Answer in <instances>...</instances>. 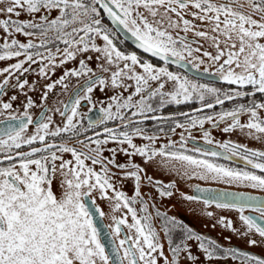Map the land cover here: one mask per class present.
<instances>
[{
  "label": "snow or ice",
  "instance_id": "1",
  "mask_svg": "<svg viewBox=\"0 0 264 264\" xmlns=\"http://www.w3.org/2000/svg\"><path fill=\"white\" fill-rule=\"evenodd\" d=\"M236 2L238 0H226L224 3H215L213 0H0V3L7 4L3 11L9 15L14 14L18 17L21 11L17 9L28 14L44 13L38 17V22L17 23L13 20H0V28H3L6 34L14 32L41 38L39 44L31 41L18 43L15 39L9 42L5 39L0 45L2 53L0 61L20 56H24L25 59L12 64L10 68H4L3 72L27 71L23 69V64L36 63L35 57H39L41 61L46 59L49 64H53L56 58L51 51L44 56L39 50L45 48L48 43L59 42L65 45L61 64L75 59L78 53L92 51L103 57L104 64L100 66L102 72H109L111 67L115 66L116 70H112L109 77L112 88L128 91L130 85H125L123 80L135 82L133 92L127 97L113 96L112 103L107 108L100 109L102 113L100 119L89 120V127L96 123L119 120L127 128L137 122L124 115L123 110H130L131 117L147 119L149 118L147 114L157 111L151 104L156 97H159V103L163 106L188 103L194 99L205 102L206 96H211L214 97V103L203 104L204 107L211 109L215 105H223L225 101L243 98L255 92L264 93V0H247L249 13L234 8L232 5ZM100 9L111 19L113 25L131 34L138 48L158 57L165 65L170 60L178 64L188 60V63L199 68L205 63L206 58L211 66L215 67V72L210 75L216 76L226 85L236 87L221 91L176 75L167 67H154L150 63H142L136 55L123 54L114 46L108 29L102 26ZM186 16H191L192 19ZM254 16H258L259 19ZM194 21H199L206 28L202 30ZM189 33L196 39L189 40ZM97 37L103 41V47L97 46L94 42ZM200 41L207 42L214 49V53L201 51L203 44H200ZM198 44L199 46L194 47ZM33 49L35 51H30ZM56 51L61 50L57 48ZM194 53H200V56H195ZM121 61L124 62L122 67L119 64ZM79 64V70L66 71L64 77L57 83H63V79L69 76L79 77L92 72L84 60H80ZM105 64L109 67H105ZM137 65L142 71H136ZM39 71L42 77L45 76V67L42 66ZM205 71H208L207 67ZM7 83L5 79L0 84V89ZM25 83L18 82V86L23 89ZM106 83L101 77L87 81L84 96L75 99L70 106L65 104L63 111L60 112V115L65 117L62 127L50 129L52 117L42 115L35 122V132L26 136L28 125L34 123L27 111L33 106V101L29 99L19 123L15 127L0 130V264H110L112 255L116 256L114 264H157L153 253H157L160 246L155 231L147 220L141 223V219L137 218L136 212L129 206L128 198L123 192L115 191L110 182L108 165L121 171L126 165L116 163L114 159L116 149L110 150L113 158H108L105 162L102 148L109 141L118 145L126 144L133 151L127 152L125 149L120 151L129 156L138 154L146 157V163L156 156L165 157L182 162L187 168L199 169L200 171L194 174L200 179L211 176L225 182L247 183L253 189L264 191V175L236 171L208 159H197L191 155L167 151L166 148H171V144L162 146L158 151L150 150L147 146L137 147L132 142V135H140L143 132L139 126L133 129L132 135L126 131L117 132L115 129L105 127V139L86 138L88 142L80 141L86 151L48 143L47 137H59L62 133H72L73 136L81 134L78 119L81 99L91 102L88 94L93 91V86L98 84L103 87ZM169 84L170 89L167 87ZM52 87L51 84L47 85V90L51 91ZM248 88L251 91H246ZM135 97L139 99H134ZM46 98V95L42 97ZM9 108L8 103L2 105L3 110ZM257 109H264V104H253L247 108L241 105L232 111L218 114V117L211 115L200 119L192 117L187 127L199 126L203 129L206 120L208 122L216 120L214 126H218L220 122L231 117V124L223 128V132L228 133L237 127H246L264 134V121L259 120ZM243 112L251 115L246 125H240L238 120V116ZM150 118L160 119L157 116ZM9 119L16 120L17 117L9 116ZM126 120L128 123H124ZM176 127L185 125L177 123ZM99 135L100 133H97V136ZM143 138L152 141L156 139L154 136ZM203 139L206 144H213L208 131H203ZM183 140L182 135L181 142ZM37 143L41 147H33ZM25 146L28 147L27 151L22 150ZM216 147L222 151H204L198 147H194L193 151L204 157H220L224 152H228L231 156L244 160L252 169L264 173V152L250 151L247 148L241 150L240 145L227 142ZM57 153H70L72 159L64 160L62 155ZM223 158L230 157L224 155ZM86 161H90L91 165H99L101 171L97 172L88 166ZM131 166L136 168V171L127 172L124 178L135 179L136 196H139L141 180L139 173L143 169L136 165ZM108 190L114 192L116 203L113 211L118 210L121 205L127 209L132 217V224L127 226L130 231L135 230L134 236L120 238V226L126 225V218L114 217L115 226L111 228V233L115 243L112 253L106 251L101 232L94 224L93 212L87 206V198L94 191H98L104 198ZM157 190L161 197L172 195L171 191ZM220 195L225 201L219 202L217 206L234 208L247 230L254 231L264 239V199L230 193ZM229 196L231 200L227 199ZM184 199L195 200L198 197L186 196ZM92 203L95 204V201ZM205 203H208L207 199ZM246 208L257 212L258 217L244 215ZM95 212L104 215L98 207ZM168 223L176 226L178 221L171 219ZM218 223L227 229H233L232 221L220 219ZM185 234L188 240L195 239L200 242L198 248L205 253V259H212L214 250L220 247L211 239L193 234L191 229H185ZM255 243V240H249L250 245ZM184 250L186 249L177 246L173 249V256ZM225 251L232 252L231 249ZM160 255H163L162 251ZM233 255L243 256V264H264V258L239 252ZM189 259L193 257L189 255ZM165 264H168L167 260ZM171 264H176L175 258Z\"/></svg>",
  "mask_w": 264,
  "mask_h": 264
},
{
  "label": "flooded vegetation",
  "instance_id": "2",
  "mask_svg": "<svg viewBox=\"0 0 264 264\" xmlns=\"http://www.w3.org/2000/svg\"><path fill=\"white\" fill-rule=\"evenodd\" d=\"M213 2L224 3L226 2V0H213ZM242 3L244 4L243 7L246 8L244 9V13H249L250 9L247 7V0H238V2L234 3L232 6L236 9L241 8L238 10L243 12L242 7H240L241 5H243ZM6 6L7 4L4 3V8H6ZM99 11L102 15V26L108 29L110 38L113 40L114 46L123 54L136 55L138 60L142 63H150L154 67H167L169 71L173 72L176 75L186 77L193 82L195 81L197 83L206 84L210 87L218 88L221 91L228 90L230 87H236L234 85H226L220 80L207 81L199 79L193 77L181 67L169 63L165 65L163 61L148 55V53L140 50L139 48L128 42L121 34L118 33L108 16L103 13V10L100 9ZM43 14L44 13L42 12L31 15L21 12V14L17 17L14 14L9 15L5 13V16H3L0 13V20H13L17 23L27 21L38 22V17ZM190 17L191 16H186V18L188 19H190ZM194 23L199 25L201 29L205 26L200 24L199 21H194ZM173 35H176V33H173ZM180 35H183V33H180ZM5 39H7L9 42L12 39H15L18 41V43H27L31 41L34 44H39L41 38L39 36H25L21 33L14 32L9 35L4 32L3 28H0V45L3 44ZM188 39L193 40L196 38L193 35H188ZM94 42L97 44V46L103 47V41L98 37ZM64 47L65 45H63L62 43L52 42L48 43L45 48L39 50L44 54V56H47L48 52L51 51L52 55L56 58L53 64H49L46 59L41 61L39 57H35V59L37 60L36 63L28 62L23 64V69H27V71L20 70L11 72L9 78H7V85L0 89V122L9 119V116H15L17 118L23 117L27 101L31 99L33 101V106L28 108L27 111L28 114L32 117L34 123L28 125L25 132L26 136L31 135L35 132V121L42 115L52 117L50 129L54 130L57 126L62 127L63 123L65 122V117L61 116L60 112L63 111L64 105L67 102L70 94L83 82H86L90 79H95L96 77H101L105 79L107 83L103 87L98 84L93 86V91L88 94L90 96L91 102H89V100L81 99V103L78 108L79 131L81 134L73 136L72 133H62L59 137H47L46 139L48 143L67 145L69 147H75L78 151H86L80 141L88 142L86 138L105 139V127L115 129L117 130V132L126 131L130 135H132L133 129L139 126L143 129V132L140 135H132V142L137 147L147 146L150 150L158 151L162 146L171 144L172 147L166 148L167 151H175L185 155H191L197 159H208L210 162L226 168H231L236 171H249L257 175H264V173H261L258 169H252L251 166L246 164L244 160L240 159L237 156H231V154L228 152H224L223 154L228 155L234 160L230 161L228 159H224L222 156L204 157L193 151L194 147H198L204 151H208L204 148L205 145L215 147L222 151L219 147H216V145L227 142L230 144L240 145L241 150L247 148L250 151L264 152V134L256 133L254 130H249L246 127H237L228 133L222 131L217 134L213 132L214 129L223 124L230 125L232 122L231 117H228L224 121L220 122V124L216 128H212V126L216 124V120L208 125H206L205 123L203 129H201L199 126L193 128L187 127L192 117H196L197 119L205 118L210 115L218 117V114L226 111H232L233 109H236L241 105L247 108L252 106L253 104H264V93L255 92L254 94L247 95L243 98L225 101L223 105H215L211 109L203 106V104L207 102L214 103V97L211 96H206L205 102H200L198 99H194L193 101L188 103L179 105L166 104L163 106H161L159 103V97H156L151 101V104L154 108L157 109V111L147 114L149 117L147 119L139 116L131 117L130 110H123L124 115L128 116L130 120L137 122L134 124H130L127 128H125L119 120H109L104 123H96L92 127H89V120L98 121L102 115L100 109L107 108L108 105L112 103L111 98L113 96L127 97L131 92H133L135 88V82L129 81L127 79L123 80V83L125 85H130V87H128V91H124L122 88H112L109 77L111 71L116 70L115 66H112L109 72H102L100 66L104 64L103 57L100 54L92 51L78 53L75 59L61 64L60 61L61 58L63 59ZM57 48H59L61 51L57 52ZM30 51H35V49ZM209 52L214 53V51ZM24 59V56H20L13 59L0 61V68L6 65L15 64L17 62L23 61ZM80 60H84L86 66L92 69V72L88 73L87 75H81L79 77L69 76L63 79V83H57V81H60L61 78L64 77V73L66 71L79 70ZM184 62L188 63V60H185ZM123 63V61L119 62L121 67L123 66ZM189 64L192 66V68L198 71L206 72L204 66L202 65L199 68H196L193 66V64ZM42 66L46 69V74L43 77L40 75L39 71ZM104 66L109 67L106 64ZM205 67L208 68V71L206 73L215 72V67L211 66L210 62L209 65H205ZM136 71H142V69L139 68V65L136 66ZM3 81H1L0 84H2ZM18 82H26L23 89L18 86ZM49 84L53 85L51 91L47 90V85ZM167 87L170 89L171 85L169 84ZM246 91H251V89L248 88L246 89ZM84 94L85 87L75 95L73 102L78 97H83ZM45 95L47 98L42 99V97H44ZM13 97H16V99H12ZM134 99H139V97H135ZM4 103L10 104V108L7 110H3L2 105ZM57 109H59V111H57ZM114 111L115 106H113V112ZM256 111L259 120L264 121V109H257ZM42 112L43 114L40 115ZM151 116H157L160 117V119L153 120L150 118ZM250 119L251 115L248 112H243L238 116L240 125H242L243 123L244 125H246ZM124 123H128V120L124 121ZM177 123L183 124L185 125V127H176ZM173 129H175V131H173ZM203 131H208L213 144L210 145L205 143L203 139ZM97 133H100V135L97 136ZM182 135L184 137L183 142H181ZM144 136H154L156 137V139L155 141H152L144 139ZM33 147H41V145L37 143L33 145ZM91 147H95V145H91ZM111 149H116V154L114 157L116 163L124 164L126 165V168L121 171L116 167L108 165L109 173L111 174L110 182L113 184L115 191L123 192L124 195L128 198L129 206L132 207L136 212L137 218L141 219V223L143 224L145 220H147L152 230L155 231L157 242L160 246L158 252L153 253V256L157 259V264H165V260L168 261V264H171L174 258L176 264L178 263L176 255H178L181 251L174 257L173 249H175L177 246L185 249L187 246L191 245L194 240L187 239L185 229H191L193 234L200 235L205 239H211L219 246L221 245V241H223L220 240V237L217 235L215 230L200 225L198 219L194 218L190 214V210H194L197 213L199 211V206H207L208 208L217 206V204L214 203H205L199 198L195 200L184 199V197L186 196L195 195L193 192L195 187H218L264 196V191L253 189L249 187L247 183L240 184L236 182H225L224 180L213 179L211 176L207 177L206 179H200L197 175L194 174V172H199V169L187 168V166L182 162L176 160L156 156L146 163V157H142L138 154L129 156L126 155L123 151H120V149H125L127 150V152L133 151L132 149H129L126 144L118 145L114 142L109 141L108 144L103 145L102 156L103 158H105V162L108 158H113V154L110 151ZM22 150L27 151L28 147L25 146ZM57 155H62V158L64 160L72 159L70 153H57ZM85 163L88 166L93 167L97 172L101 171L99 165H91L90 161H86ZM57 164H59V161H57ZM131 165H136L138 168L143 169V171L139 173L141 176V180L139 183V196H136L135 179L132 177L124 178L127 172L136 171V168L132 167ZM157 189L162 191H171L172 195L161 197ZM88 198L91 201L94 200L95 207H98L100 211L104 213V215L101 217L111 236V228L115 226L113 223L114 217L116 219L126 218V225H121L120 228L124 230L126 236L135 235V230L132 229L130 231L127 226L132 224L131 213H129L127 209H125L122 205L118 210L113 211L116 203L113 190H108L104 198H102L101 194L98 191H94ZM133 199L135 200V202H133ZM228 209V212L233 211L235 214L232 215V218L239 217V213L234 208ZM157 213H159V215H157ZM249 213L259 215L251 208H246L244 211V215L248 216ZM201 217L202 214L200 213L198 218ZM171 219L178 221L176 226L168 223V221ZM240 227L241 232L239 236L248 237L249 235H256L259 237V235L254 231L249 232L246 226L241 221ZM233 232L234 235L237 236L234 229ZM112 238L115 242V238L113 236ZM120 238H122V234ZM223 243L227 244L229 249H231L233 252H237L232 249V246L234 245L240 247L241 249L249 250V248H247L249 242H247L243 246L237 242V239L223 241ZM161 251L163 253L162 256L160 255Z\"/></svg>",
  "mask_w": 264,
  "mask_h": 264
},
{
  "label": "rangeland",
  "instance_id": "3",
  "mask_svg": "<svg viewBox=\"0 0 264 264\" xmlns=\"http://www.w3.org/2000/svg\"><path fill=\"white\" fill-rule=\"evenodd\" d=\"M3 9H4V3H0V13L3 16H5V12L3 11ZM238 9H241V8H238ZM242 9L244 12V9L246 8L242 7ZM17 11L24 12L20 9H17ZM24 13H27V12H24ZM31 15H34V14H31ZM254 18L259 19L258 16H254ZM205 28L206 26H204L202 30H204ZM188 35H192V34L189 33ZM0 44H1V41H0ZM200 44H203V48L201 49V51L202 50L214 51V49L211 48L207 42L200 41ZM196 46H199V44L194 45V47ZM194 54L195 56H200V53H194ZM204 59H205V63L202 66L206 68L205 65H209V61L206 58ZM10 66L11 65H6L0 68V82L9 78L11 73L3 72V69L10 68ZM214 121L215 120H213L212 122ZM212 122H208L207 120L205 121L206 125L211 124ZM242 125H244V123ZM228 126L229 124H223L219 126L218 128L214 129L213 132L219 134L220 132L223 131V128L228 127ZM190 176H191V173H190ZM212 207L213 208H208L207 206H199L200 209L198 208L199 211L197 213L194 210L193 211L190 210V214L194 218L198 219L200 225H203L206 228L215 230L217 235L220 237V240L228 241V240L237 239V242L240 243L242 246L246 244L247 242H249V240H255L256 243L254 245L249 244L247 248H249V250L254 251L264 257V239H261L256 235H249L248 237L239 236L241 232L240 220L236 217L232 218V215H235L234 212L233 211L228 212L229 210L228 208H221V207L218 208V206H212ZM200 213L202 214V217L198 218ZM209 213H211V215H209ZM220 219H224L225 221H232L233 229L235 230L237 236L234 235L233 229L231 230L227 229L226 227L219 224L218 221ZM199 243H200L199 241H196L194 239L192 244L185 248L186 250L181 251L178 255H176L177 262H178L177 264H243V258L234 256L232 252L231 253L224 252V254H222L219 249L214 250V257L212 259L210 260L205 259V253H203L198 248ZM226 254L228 255L226 256ZM189 255H191L193 259H189Z\"/></svg>",
  "mask_w": 264,
  "mask_h": 264
},
{
  "label": "water",
  "instance_id": "4",
  "mask_svg": "<svg viewBox=\"0 0 264 264\" xmlns=\"http://www.w3.org/2000/svg\"><path fill=\"white\" fill-rule=\"evenodd\" d=\"M110 21H111V19H110ZM113 26L116 28L118 33L121 34L128 42H130L131 44H133L134 46L137 47L135 39L131 36L130 33L126 32L123 28L117 27L116 25H113ZM140 50H142V49H140ZM148 55L152 56L150 53H148ZM152 57H154V56H152ZM155 58L160 60L158 57H155ZM169 64H172V65H175V66L183 68L184 70H186L193 77H196V78H199V79H203V80H207V81H219V79L216 76L210 75V73L198 71V70L192 68V66L189 63H187V62L183 61V62H180L178 64V63H173L170 60ZM86 82H83L80 86H78L70 94V96L68 97L67 102L65 104H68L69 106L71 105L75 95L82 88H84L86 86ZM43 112L40 115H42ZM38 120H39V117L36 119V121H38ZM18 123H19V118H17L16 120H10V119L3 120V121L0 122V130L7 129V128H10V127H15ZM214 125L212 126V128L218 127V126H214ZM204 148L206 150H215L217 152H221L219 149H217L215 147H212V146H208V145H205ZM224 155H226V154H223L222 157ZM228 160L231 161V160H234V159L230 158ZM196 189H201V190H204V191L203 192H197ZM193 192L195 194L194 196L198 197L199 199L203 200L204 202L207 199L208 203H214V204H218L219 202H224L225 201V198L220 195L222 193H230V194H233V195H236V196H240V195L252 196V197H255L257 199H264V196L257 195V194L240 192V191H233V190H228V189H223V188H218V187H210V186H198V187H195ZM87 199H88L87 206L92 210L93 215H94V224L97 225L98 229L101 232L102 243L106 246V251L109 252V253H112L113 246H114L115 242H114V240H113L108 228L106 227L101 215L99 213L95 212V209H96L95 205L92 203V201L89 198H87ZM227 199L231 200V197L229 196ZM248 216H252L254 218L258 217V215L250 214V213L248 214ZM121 234H122V238L126 237V234H125V232H124V230L122 228H121ZM232 249L234 251H237V252L242 253V254H248V255L256 256L258 258H264L263 256L259 255L258 253L254 252V251H251V250H248V249H241L240 247L235 246V245L232 246ZM115 261H116V256L112 255L111 256V260H110L111 264H114Z\"/></svg>",
  "mask_w": 264,
  "mask_h": 264
},
{
  "label": "trees",
  "instance_id": "5",
  "mask_svg": "<svg viewBox=\"0 0 264 264\" xmlns=\"http://www.w3.org/2000/svg\"><path fill=\"white\" fill-rule=\"evenodd\" d=\"M220 244H221V245H220V247H219V250H220V252H221L222 254H224V252H226L225 250H226V249H229V247H228L227 244L223 243V241H221ZM226 253H228V252H226ZM232 253H235V252L232 251ZM222 254H221V255H222ZM227 255H228V254H226V256H227ZM236 257L243 258V256H236Z\"/></svg>",
  "mask_w": 264,
  "mask_h": 264
}]
</instances>
